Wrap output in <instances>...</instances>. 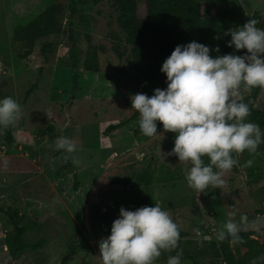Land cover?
Wrapping results in <instances>:
<instances>
[{
	"label": "rangeland",
	"instance_id": "rangeland-1",
	"mask_svg": "<svg viewBox=\"0 0 264 264\" xmlns=\"http://www.w3.org/2000/svg\"><path fill=\"white\" fill-rule=\"evenodd\" d=\"M52 1L0 0V97H13L22 109L21 117L8 126L14 135L11 145L0 131V264H101L98 241L110 233L120 206L135 209L158 203L189 233L177 244L186 251L161 250L152 264H166L167 257L176 254L180 264H224L216 237L229 213L237 221L246 214L252 223L245 230H259L264 241V150L233 153L237 170L224 171L223 185L198 194L186 182L190 162L178 161L174 154L164 158L175 133L160 127L157 135L145 136L139 131V117H132L130 96L139 92V80L144 92L153 93L157 86L144 80L129 50L122 48V39L113 36L118 25L115 20L107 23L108 12L98 14L94 6L78 15L77 46L67 28L60 39L51 36L55 52L49 58H44L40 43L22 57L25 48L17 32ZM240 2L247 16L264 14V0ZM139 15H146L144 0H139ZM68 23L66 17L63 24ZM92 50L97 71L85 66ZM239 92L241 97L249 93L243 85ZM118 122L124 123L106 131ZM61 134L75 143L72 153L55 147ZM150 159V200L143 185L113 182L114 177L123 180L140 171ZM203 159L207 163L208 158ZM252 165H258V179L249 173ZM163 172L176 177L160 181ZM9 208L33 224L28 242L44 239L43 245L17 258L5 241L13 232Z\"/></svg>",
	"mask_w": 264,
	"mask_h": 264
},
{
	"label": "clouds",
	"instance_id": "clouds-1",
	"mask_svg": "<svg viewBox=\"0 0 264 264\" xmlns=\"http://www.w3.org/2000/svg\"><path fill=\"white\" fill-rule=\"evenodd\" d=\"M256 25L249 18L223 31L230 35L226 43L235 50L245 49L243 54L233 51L212 56L210 51L218 52V46L210 49L196 40L177 44L161 64L166 87L154 88L151 95L136 92L130 96L143 135H157L158 121L163 130L175 133L173 147L163 152L164 158L174 154L178 161L190 162L185 178L198 194L223 185V172L237 164L233 153H253L264 142V130L245 119L250 108L239 92L241 85L248 90L264 88V28ZM21 115V106L13 97H0V131ZM55 147L70 154L76 145L61 134L55 138ZM228 215L216 238L240 240L239 233L252 222L246 214L238 221L231 218L233 213ZM178 239L177 224L158 203L135 209L120 206L110 233L98 241V256L101 264H152L161 250L177 248ZM166 264H180V255L168 256ZM249 264H264V254Z\"/></svg>",
	"mask_w": 264,
	"mask_h": 264
},
{
	"label": "trees",
	"instance_id": "trees-1",
	"mask_svg": "<svg viewBox=\"0 0 264 264\" xmlns=\"http://www.w3.org/2000/svg\"><path fill=\"white\" fill-rule=\"evenodd\" d=\"M144 1L146 15L140 16L139 0H53L17 32V39L25 48L22 57L31 54L37 43H40V51L44 58H49V54L55 52L54 41L51 40V36H58L60 39L68 30L69 39L76 45L75 34L80 31H76L74 27L78 15L86 9L98 6L95 8L98 14L108 12V24L116 21L118 33H113V36L122 39V48L125 51L129 50L135 67L144 77V80L163 88L166 87V75L160 71L161 64L177 44L196 40L208 45L210 49H215L218 46V52L210 51L212 56L233 51L236 54H243L245 49L235 50L234 47L226 43L230 39V35H224V29L242 25L249 18H254L257 21V27L264 28V14L255 11L252 16H247L240 0ZM66 17L69 18L67 26L63 24ZM79 19H83V17L80 15ZM117 46V43L114 44L115 48ZM95 53V50L88 52V57L85 59L86 68L93 71H97L99 66L94 59ZM36 85L34 84L27 93H31ZM139 85V92H144L140 80ZM248 91L249 93L242 97L250 108L245 119L258 124L264 130V100L261 99L264 88L257 86ZM147 94L151 95L152 93ZM132 117H139V113L134 110ZM123 123L111 124L106 131L110 132L112 129L119 128ZM160 127H162V123L158 121L157 128ZM2 132L7 144L11 145L14 142L12 128H4ZM257 149L264 150V142L259 144ZM153 165L154 162L150 159L140 171L135 170L123 180L116 177L112 180L114 183L123 181L125 185H143L148 194L147 200H150V184L154 180ZM233 167L237 170V166L234 165ZM257 169L258 165H252L248 168L254 179H258ZM166 173L160 174L158 179L165 181L168 178L176 177V175H166ZM147 200L144 201V204L148 203ZM7 214L10 216L13 232L6 234L5 241L12 257L17 258L28 248L43 245L44 239L34 243L26 240V234L33 228V224L23 222L17 209L9 208ZM178 229L179 238L189 234L180 227ZM239 235L240 240H232L231 238L219 240L224 264H249L253 257L264 254V241L259 239L261 236L259 230H243ZM175 251H186V249L184 246H177L171 253L173 254ZM66 260L67 258L62 263Z\"/></svg>",
	"mask_w": 264,
	"mask_h": 264
}]
</instances>
